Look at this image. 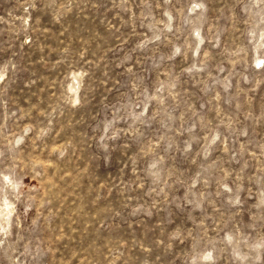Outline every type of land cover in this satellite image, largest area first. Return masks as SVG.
<instances>
[{
  "label": "rangeland",
  "instance_id": "obj_1",
  "mask_svg": "<svg viewBox=\"0 0 264 264\" xmlns=\"http://www.w3.org/2000/svg\"><path fill=\"white\" fill-rule=\"evenodd\" d=\"M0 264H264V0H0Z\"/></svg>",
  "mask_w": 264,
  "mask_h": 264
}]
</instances>
